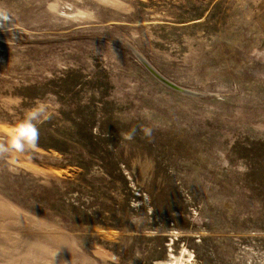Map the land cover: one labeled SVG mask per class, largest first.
<instances>
[{"label": "rangeland", "instance_id": "rangeland-1", "mask_svg": "<svg viewBox=\"0 0 264 264\" xmlns=\"http://www.w3.org/2000/svg\"><path fill=\"white\" fill-rule=\"evenodd\" d=\"M38 103L0 264H264V0H0V141Z\"/></svg>", "mask_w": 264, "mask_h": 264}, {"label": "clouds", "instance_id": "clouds-1", "mask_svg": "<svg viewBox=\"0 0 264 264\" xmlns=\"http://www.w3.org/2000/svg\"><path fill=\"white\" fill-rule=\"evenodd\" d=\"M46 109L43 103H38L32 109L26 110L24 118L15 125L8 126L5 131L6 141H0V157H4L10 152L24 153L29 149L37 146L39 140V129L37 123L42 119H47ZM136 129L133 128L127 135L126 139L132 140ZM146 135L151 136L152 129H144ZM113 261L118 257L113 256Z\"/></svg>", "mask_w": 264, "mask_h": 264}, {"label": "water", "instance_id": "water-1", "mask_svg": "<svg viewBox=\"0 0 264 264\" xmlns=\"http://www.w3.org/2000/svg\"><path fill=\"white\" fill-rule=\"evenodd\" d=\"M140 57V56H139ZM140 60L142 61V63L144 64V66L154 75V76H156V78H158L163 84H165V85H167V86H169V87H171V88H173V89H175V90H177L178 91V88H176V87H174V86H172V85H170V84H167L166 83V81H164L163 79H161L160 77H158L157 76V74L154 72V71H152L151 70V68L147 65L148 64V62L147 61H145V59H143L142 57H140ZM182 92V91H181Z\"/></svg>", "mask_w": 264, "mask_h": 264}, {"label": "bare ground", "instance_id": "bare-ground-1", "mask_svg": "<svg viewBox=\"0 0 264 264\" xmlns=\"http://www.w3.org/2000/svg\"><path fill=\"white\" fill-rule=\"evenodd\" d=\"M144 59V58H143ZM146 61V60H145ZM152 71H154L158 77H160L161 79H163L164 81H166L167 84H170L178 89H180V87H178L177 85L173 84L172 82H170L169 80H167L166 78H164L162 75H160L152 66H150L149 64H147ZM156 77V76H155ZM158 79V78H157Z\"/></svg>", "mask_w": 264, "mask_h": 264}]
</instances>
